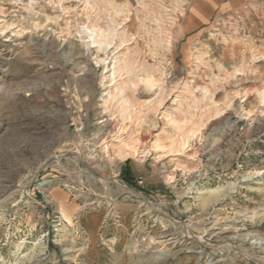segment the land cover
Segmentation results:
<instances>
[{"label":"rangeland","instance_id":"obj_1","mask_svg":"<svg viewBox=\"0 0 264 264\" xmlns=\"http://www.w3.org/2000/svg\"><path fill=\"white\" fill-rule=\"evenodd\" d=\"M0 264H264V7L0 0Z\"/></svg>","mask_w":264,"mask_h":264},{"label":"crops","instance_id":"obj_2","mask_svg":"<svg viewBox=\"0 0 264 264\" xmlns=\"http://www.w3.org/2000/svg\"><path fill=\"white\" fill-rule=\"evenodd\" d=\"M203 1L211 8H215L221 12L234 11L237 10V8H251L253 6H256L257 4L259 6L264 7V0H203ZM56 194L58 195L56 204L60 208H66L67 204H66L65 196L60 194L59 192H57ZM71 210L75 211L76 208L72 207Z\"/></svg>","mask_w":264,"mask_h":264},{"label":"bare ground","instance_id":"obj_3","mask_svg":"<svg viewBox=\"0 0 264 264\" xmlns=\"http://www.w3.org/2000/svg\"><path fill=\"white\" fill-rule=\"evenodd\" d=\"M157 145H158V144H157ZM157 145H156V146H157ZM157 147H159V146H157ZM129 151H130V150H129ZM124 153H125V154H127V153H128V151H126V149H124Z\"/></svg>","mask_w":264,"mask_h":264}]
</instances>
